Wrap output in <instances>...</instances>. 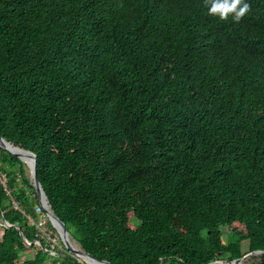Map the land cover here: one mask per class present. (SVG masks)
Returning <instances> with one entry per match:
<instances>
[{"label": "trees", "instance_id": "obj_1", "mask_svg": "<svg viewBox=\"0 0 264 264\" xmlns=\"http://www.w3.org/2000/svg\"><path fill=\"white\" fill-rule=\"evenodd\" d=\"M248 3L236 21L205 0H0V135L35 155L86 253L264 264V0ZM0 173V264H81L47 252L1 147Z\"/></svg>", "mask_w": 264, "mask_h": 264}, {"label": "water", "instance_id": "obj_2", "mask_svg": "<svg viewBox=\"0 0 264 264\" xmlns=\"http://www.w3.org/2000/svg\"><path fill=\"white\" fill-rule=\"evenodd\" d=\"M0 147L5 149L6 151L11 153L12 155H15L16 157H18L24 164H26L28 166V169L30 170V182L32 183V185L35 189V192H36L37 198H38V202H39L43 212H45L46 216L49 218V221L52 224V226L58 230L60 239H61L64 247L67 250L71 251L75 257L79 258V256H82L84 258H87V260L91 261L93 264H94V262H101V263L110 264L106 260L96 259L95 257L86 253L83 249H81L79 247H74L73 244L71 243V241L68 239V237H67L68 233H67L64 222L61 221L53 213V211L51 210V208L48 204V199L46 197L45 191L42 188V185H41L39 178H38L37 163L35 160V155L31 151H29V150H27V149H25L19 145L13 144L12 142L6 140L1 135H0ZM6 226L7 227L10 226V224L7 223ZM15 226L17 228H19L18 225H15ZM20 234L23 237L22 232H20ZM24 240L28 245H32V243L27 242L25 238H24ZM40 245H41V247H43L42 244H40ZM253 252L262 253V250H255ZM89 261H87V263ZM217 261L218 260H215V261L209 262L207 264H214ZM235 261L236 260L234 259L231 262L234 263Z\"/></svg>", "mask_w": 264, "mask_h": 264}, {"label": "rangeland", "instance_id": "obj_3", "mask_svg": "<svg viewBox=\"0 0 264 264\" xmlns=\"http://www.w3.org/2000/svg\"><path fill=\"white\" fill-rule=\"evenodd\" d=\"M24 171H25V174H26V176L29 178V180H30V170L28 169V166L26 165V164H24ZM14 203V206L16 207V205H17V203H15V202H13ZM39 205V204H38ZM35 211L38 213V218L37 219H46V224H45V230L48 232V231H52V227H50L49 226V221H48V219L49 218H47L44 214H43V211L41 212L40 210H38V208L35 206ZM223 232H225V229L223 228ZM1 233H2V229H1V227H0V236H1ZM53 233H57V231L54 229L53 230ZM67 233H68V235H67V237H68V239L71 241V243L73 244V246L74 247H79V248H81L80 247V245L78 244V242L76 241V240H74L71 236H72V234L70 233L69 234V232L67 231ZM57 242H58V244H59V246H61L62 247V250L64 251H66L68 254H70V255H72V256H74V254L71 252V251H69V250H67V249H65L64 248V246H63V244H62V241H61V239H60V237H59V235L57 236ZM64 248V249H63ZM243 251H246V248H243ZM32 254L33 253H31V254H28L27 256H32ZM54 254H56V253H51V255H54ZM260 254L261 253H256V252H246L244 255H243V257L242 258H240V259H238V260H236L234 263H232L231 261L230 262H225V261H223V260H218L217 262H215L214 264H256V262L259 260V258H260ZM77 261H79L81 264H88L87 262H85L84 260H82V259H80V258H78L77 257ZM44 264H50V258H48L46 261H45V263ZM98 264H106V263H101V262H99ZM166 264H168V263H166Z\"/></svg>", "mask_w": 264, "mask_h": 264}, {"label": "clouds", "instance_id": "obj_4", "mask_svg": "<svg viewBox=\"0 0 264 264\" xmlns=\"http://www.w3.org/2000/svg\"><path fill=\"white\" fill-rule=\"evenodd\" d=\"M205 3L207 5V11L210 14L216 15L221 19H227L229 15H231L232 19L236 21H239L250 7L248 0H205ZM38 242L39 243L35 242V245L41 246L40 244L42 243L40 241ZM46 250L49 254H51L49 249H46ZM56 252H57V249H56Z\"/></svg>", "mask_w": 264, "mask_h": 264}, {"label": "built area", "instance_id": "obj_5", "mask_svg": "<svg viewBox=\"0 0 264 264\" xmlns=\"http://www.w3.org/2000/svg\"><path fill=\"white\" fill-rule=\"evenodd\" d=\"M0 183L6 187V177L0 173ZM40 206L38 205L37 208L38 210H40L41 212L43 211L42 209L39 208ZM43 214L46 216L45 212H43ZM47 217V216H46ZM31 223H33L36 227V234L38 236H40V238H43L46 240L47 244L50 245V249L49 251L51 253H55L56 249L57 250H61L62 247L59 246L58 242H57V236L59 235L58 230L54 227L51 228L52 231H46L45 230V224H46V219H37V220H32L30 219ZM0 225H2V223H0ZM6 225V224H5ZM56 230L57 233H53V230ZM60 237V236H59ZM36 243H39L38 241H36Z\"/></svg>", "mask_w": 264, "mask_h": 264}, {"label": "bare ground", "instance_id": "obj_6", "mask_svg": "<svg viewBox=\"0 0 264 264\" xmlns=\"http://www.w3.org/2000/svg\"><path fill=\"white\" fill-rule=\"evenodd\" d=\"M15 150V149H14ZM27 161V160H26ZM79 258H82V259H84L85 261L87 260V258H84V257H82V256H79ZM87 261H89V260H87ZM86 261V262H87ZM89 264H93L91 261H89L88 262ZM99 262H94V264H98Z\"/></svg>", "mask_w": 264, "mask_h": 264}]
</instances>
